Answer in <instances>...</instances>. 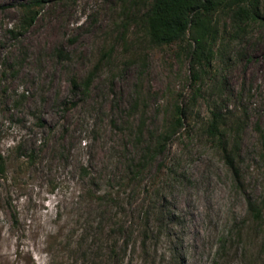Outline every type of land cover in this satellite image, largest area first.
Segmentation results:
<instances>
[{"label": "rangeland", "instance_id": "obj_1", "mask_svg": "<svg viewBox=\"0 0 264 264\" xmlns=\"http://www.w3.org/2000/svg\"><path fill=\"white\" fill-rule=\"evenodd\" d=\"M25 1L0 0V264H114L105 236L114 207L92 190L118 195L129 206L125 220L135 221L156 206V187L166 194L169 235L149 243L146 264H263L246 196L264 189L256 128L264 134V25L248 27L194 81L188 32L153 43L141 18L149 1L52 0L23 27ZM218 24L226 42L228 15ZM90 72L87 93L72 92L71 78ZM219 98L234 115L228 123H243L240 185L204 130ZM175 104L188 110L183 125L131 180L128 163L152 144ZM173 162L176 177L167 170ZM99 220L93 237L89 224Z\"/></svg>", "mask_w": 264, "mask_h": 264}, {"label": "trees", "instance_id": "obj_2", "mask_svg": "<svg viewBox=\"0 0 264 264\" xmlns=\"http://www.w3.org/2000/svg\"><path fill=\"white\" fill-rule=\"evenodd\" d=\"M52 0H26L21 4L23 14V27L29 26L36 17L39 8ZM149 1V6L142 14V23L149 39L156 44H170L186 38L188 32V43L190 44V69L192 79L196 81L202 77V73L210 68L215 56L219 59L222 51H226L233 40H241L247 35V28L255 24L264 25V12L260 10V0H141ZM228 15L231 30L228 38L222 39V32L219 27V16ZM223 33L226 27L223 26ZM215 48V49H214ZM57 53L67 58L68 54L58 50ZM215 69V76H217ZM92 78L90 72L84 79L76 80L71 78L72 92L81 91L87 93ZM222 85V83H220ZM197 86L194 90H199ZM217 87V89H216ZM222 92L215 82V91ZM195 93V91H193ZM221 101V102H218ZM188 110L185 106L175 104L170 112V117L164 122L158 132L150 138L152 144L143 147L142 154L136 161H130L128 168L131 171V180L140 178V172L147 165L151 164L157 154L163 153L168 145V141L180 130L183 119ZM234 115L224 106L223 99H215V108L210 110L209 121L205 126V132L215 139L216 147L221 151L224 162L230 170L233 180L240 185L242 183L239 164V130L242 120L228 123ZM229 119V120H228ZM142 124V122H141ZM260 133L262 149L264 150V134L261 127L256 125ZM140 126H138L135 141H138ZM264 160V154H262ZM173 165L167 167L171 177L177 176V170ZM160 169V167H159ZM4 170V158L0 152V172ZM87 175V172H85ZM181 175V173H178ZM152 191L156 206L152 204L143 207L134 221V217L125 220L126 209L129 206L120 202L119 196L111 193L98 192L95 198L99 202H109L114 207V211L109 213L110 220L105 231L108 244V255L106 259L114 264H134V257L140 253L141 260L138 264H146L149 243L154 239L158 240L159 235H169L166 213L169 210L162 204L166 194L158 187ZM151 196V194H150ZM131 199L126 203L130 204ZM151 200V201H152ZM111 201V202H110ZM159 203V204H158ZM127 204V205H128ZM133 210L130 215L133 216ZM246 216L250 224V230L263 236L262 252L264 254V189L258 195L248 194L246 196ZM245 223V222H244ZM91 224V225H90ZM89 224L93 237L101 233L103 226L100 220ZM154 244V242H153ZM224 244H220L219 251ZM264 264V263H263Z\"/></svg>", "mask_w": 264, "mask_h": 264}]
</instances>
